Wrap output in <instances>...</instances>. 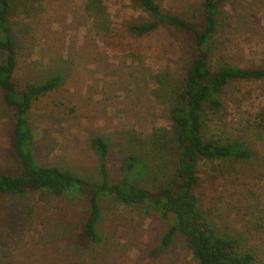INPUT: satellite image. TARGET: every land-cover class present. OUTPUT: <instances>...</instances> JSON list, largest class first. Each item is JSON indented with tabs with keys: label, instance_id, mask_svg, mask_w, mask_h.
I'll return each instance as SVG.
<instances>
[{
	"label": "rangeland",
	"instance_id": "1",
	"mask_svg": "<svg viewBox=\"0 0 264 264\" xmlns=\"http://www.w3.org/2000/svg\"><path fill=\"white\" fill-rule=\"evenodd\" d=\"M202 1L161 4L167 13L198 21ZM85 3L42 0L28 16L11 18L17 42L15 77L59 79L29 113L36 164L100 183L99 163L89 146L91 137L99 135L112 145L108 180L118 182L131 140L144 145L153 133L171 129L164 84L179 69L183 38L166 27L142 40L125 34L124 24L145 17L129 0H101V20L93 25ZM101 26L112 38H101L106 32ZM211 47L213 66L225 60L239 67H263L264 0L227 1L218 11ZM226 92L221 108L208 114L204 133L218 131L243 142L251 155L245 161L202 167L198 207L207 221L235 236L264 264V80L233 82ZM10 116L0 98V173L16 176L20 166L12 150ZM209 176L214 179L208 181ZM148 183L152 188L154 183ZM23 201L0 195V223L14 237L22 229L11 249L0 238V264H197L180 235L168 250L153 253L166 223L151 209L100 201L101 240L82 246L76 234L88 215L85 196L36 192Z\"/></svg>",
	"mask_w": 264,
	"mask_h": 264
},
{
	"label": "trees",
	"instance_id": "2",
	"mask_svg": "<svg viewBox=\"0 0 264 264\" xmlns=\"http://www.w3.org/2000/svg\"><path fill=\"white\" fill-rule=\"evenodd\" d=\"M41 1L0 0V98L13 120L12 150L20 166L16 176L0 173V195L19 202L36 192L57 198L85 196L88 215L76 234L82 246L100 242L99 203L111 199L124 207L151 209L166 223L158 235L154 254L168 250L180 235L197 264H258L250 248L243 247L235 236L220 232L198 207L202 167L228 160L245 161L251 155L243 142L230 140L218 131L206 135L204 126L208 114L221 108L233 82L264 80V66L239 67L225 60L211 65L209 57L217 14L229 0H203L198 21L165 12L162 0H129L145 17L124 24L125 34L142 40L158 28L166 27L183 38L179 69L164 84L171 129L153 133L144 145L137 138L132 139L129 152L120 161L118 182L108 180L110 141L93 135L89 146L99 163L100 183L89 182L67 169L40 166L32 154L34 128L29 113L41 98L56 88L59 79L33 82L15 77L17 42L10 20L28 16ZM85 11L96 25L103 12L101 0H86ZM101 27L106 30L101 38H112L107 35L109 30ZM213 179L214 176L208 177V181ZM148 182L154 183L152 188ZM18 230L17 236H11V231L0 223V238L6 239L9 249L22 236V229Z\"/></svg>",
	"mask_w": 264,
	"mask_h": 264
}]
</instances>
